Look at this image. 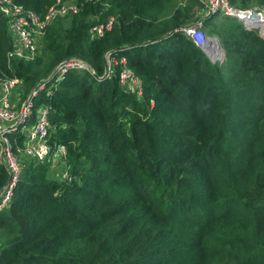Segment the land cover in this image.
Masks as SVG:
<instances>
[{
    "label": "trees",
    "instance_id": "trees-1",
    "mask_svg": "<svg viewBox=\"0 0 264 264\" xmlns=\"http://www.w3.org/2000/svg\"><path fill=\"white\" fill-rule=\"evenodd\" d=\"M12 1L43 18L56 0ZM62 1L77 13L47 26L29 61L8 60L0 14V82L30 90L68 58L91 69L34 101V112L48 106V144L65 147L64 165L36 163L21 153L25 133L7 135L21 170L0 210V264H264V39L239 22L222 35L218 14L192 13L198 0L169 18L168 0ZM201 17L222 63L174 32ZM107 53L125 60L140 96L120 87L119 64L103 78ZM7 180L0 162V192Z\"/></svg>",
    "mask_w": 264,
    "mask_h": 264
},
{
    "label": "built area",
    "instance_id": "built-area-1",
    "mask_svg": "<svg viewBox=\"0 0 264 264\" xmlns=\"http://www.w3.org/2000/svg\"><path fill=\"white\" fill-rule=\"evenodd\" d=\"M198 2L202 7L200 14L203 18L214 14L233 18L244 29L256 30L259 37L264 39V9L238 8L232 5L230 0H198ZM77 10L74 1L56 0L43 18H40L36 13L25 10L12 0H0V14L6 21L12 41V48L7 53L8 60H32L37 54L38 38L44 35L46 27L59 18L77 13ZM202 17L190 25L177 28L174 32H180L191 40L196 47L203 50L212 63L220 62L223 60V49L218 40L207 37L202 31ZM113 23L114 19L109 18L105 24L92 27L90 35L102 36L105 31L111 29ZM117 64L121 65L118 75L120 87L134 96H140V81L126 68L124 59L117 62L110 53H107L103 78H110L112 67ZM69 71H91V69L80 59H64L55 66L49 77L40 80L26 93L21 92L22 82L17 78L0 82V162L4 164L8 173V180L0 192V210L8 206L21 170V164L7 138L8 134L16 133L18 130L25 133L26 138L21 153L36 163L64 165L65 147L58 145L52 149L48 144L51 130L48 106L42 104L35 109V112L33 107L35 99L42 92L46 97L50 96L51 90ZM33 116L34 121L29 124ZM62 179H67L66 173L62 174Z\"/></svg>",
    "mask_w": 264,
    "mask_h": 264
},
{
    "label": "rangeland",
    "instance_id": "rangeland-1",
    "mask_svg": "<svg viewBox=\"0 0 264 264\" xmlns=\"http://www.w3.org/2000/svg\"><path fill=\"white\" fill-rule=\"evenodd\" d=\"M189 3H188V0H168L167 2H166V5H165V8H164V11H163V16H165L166 18H169L170 17V15L172 14V13H174V11L175 10H177V9H187V8H189ZM191 11H192V13H194L195 14V12L196 13H201V11H200V8H197V7H192V9H191ZM219 15V14H218ZM224 16H222V15H219V17L218 18H216L214 21H215V26H216V28H217V30L223 35V33H224V30L228 27V23H236V24H238V21L236 22V20H234L233 18H227V17H225V20H224V18H223ZM199 19V18H198ZM197 19V20H198ZM226 21L228 22V23H226ZM195 22V21H194ZM63 24H64V26L65 25H67L68 24V20H63ZM213 30L212 29V27H210L208 30ZM223 31V32H222ZM205 32L208 34V36L207 37H209V38H213V39H216V40H218L219 42H221V37L220 36H218V35H216L215 34V32H212V33H208V31H207V29H205ZM91 36V35H90ZM43 37V35L42 36H40L39 38H38V41H37V43H38V50H39V52H40V49H41V46H42V38ZM223 60H225V52L223 51ZM116 60V59H115ZM223 60H221L220 61V63H222L223 62ZM55 68V67H54ZM54 68H52V69H50V70H48L46 73H45V69H43L40 73H39V78H41L42 77V79H40V80H43V79H45V78H47V77H49L50 75H51V73L53 72V70H54ZM44 76V77H43ZM18 79V78H17ZM20 80V79H19ZM21 81V80H20ZM39 82V81H38ZM38 82H36L34 85H36ZM21 89V92H23V93H25V91H28L29 90V88L28 87H26V86H23V85H21V87H20ZM57 174H58V172H57Z\"/></svg>",
    "mask_w": 264,
    "mask_h": 264
},
{
    "label": "water",
    "instance_id": "water-1",
    "mask_svg": "<svg viewBox=\"0 0 264 264\" xmlns=\"http://www.w3.org/2000/svg\"><path fill=\"white\" fill-rule=\"evenodd\" d=\"M221 45V44H220Z\"/></svg>",
    "mask_w": 264,
    "mask_h": 264
}]
</instances>
